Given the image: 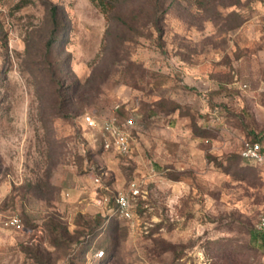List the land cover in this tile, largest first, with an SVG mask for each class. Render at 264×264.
<instances>
[{"label": "rangeland", "instance_id": "374dc122", "mask_svg": "<svg viewBox=\"0 0 264 264\" xmlns=\"http://www.w3.org/2000/svg\"><path fill=\"white\" fill-rule=\"evenodd\" d=\"M84 114L133 118L131 152ZM259 136L264 0H0V264H264Z\"/></svg>", "mask_w": 264, "mask_h": 264}, {"label": "built area", "instance_id": "2783aa9c", "mask_svg": "<svg viewBox=\"0 0 264 264\" xmlns=\"http://www.w3.org/2000/svg\"><path fill=\"white\" fill-rule=\"evenodd\" d=\"M83 122L89 128L97 130L100 147L103 150L115 151L121 155H127L131 152V129L135 123L133 118L119 122L115 116H110L99 122L92 115L84 114ZM239 155L254 163L264 164V149L257 141L243 139ZM94 181L99 182V178L95 177ZM138 193L139 188L135 181L129 184L128 192L117 191L114 196V213L121 218L130 219L133 215L130 194L137 195ZM4 225L14 229L21 228V222L17 216L6 219ZM256 228L257 230H264V213L260 216Z\"/></svg>", "mask_w": 264, "mask_h": 264}, {"label": "trees", "instance_id": "16d2710c", "mask_svg": "<svg viewBox=\"0 0 264 264\" xmlns=\"http://www.w3.org/2000/svg\"><path fill=\"white\" fill-rule=\"evenodd\" d=\"M103 11L105 12V9H103ZM48 12H49V17H50V24H51V28L49 31V35L46 39V47L48 48V50H52L53 48V44L56 43L58 36H59V32H60V20H59V10H58V6L57 5H53L50 4L49 8H48ZM59 86V85H57ZM54 92L56 93V95L59 98H62V104H64V95L66 94L64 91H62V89H60L59 87L54 89ZM71 97V96H70ZM70 97H67L66 99H69ZM61 104V105H62ZM62 108L61 113L62 116L64 117H68V113L67 111L64 109V107H59ZM66 111V112H65ZM248 140H254L257 141L261 148L264 149V138L259 136V137H255L254 139H250L248 138ZM242 158V157H241ZM244 159V158H242ZM247 160V159H244ZM249 161V160H247ZM10 228V227H9ZM14 229V228H12ZM18 230V229H15ZM250 242L251 244H255L258 247L264 248V230H257V229H250ZM100 255H102L104 252L102 250L99 251Z\"/></svg>", "mask_w": 264, "mask_h": 264}]
</instances>
